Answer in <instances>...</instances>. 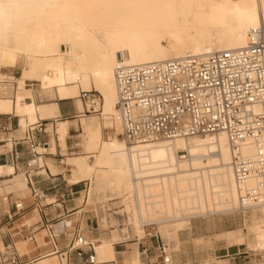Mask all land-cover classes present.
<instances>
[{"label":"bare ground","instance_id":"6f19581e","mask_svg":"<svg viewBox=\"0 0 264 264\" xmlns=\"http://www.w3.org/2000/svg\"><path fill=\"white\" fill-rule=\"evenodd\" d=\"M263 23L264 0H0V68L7 61L21 65L17 112L31 121L38 112L47 116V106L25 102L31 95L23 89L26 79L55 87L62 97H78L80 85L101 93L104 125L114 129L113 136L96 138L95 164L78 158L75 176L104 180L122 194L109 199L121 198V209H127L113 211L127 216L118 219L119 225L141 235L148 224L182 226L194 216L261 206V219L253 212L249 228L259 238L255 250L264 252V204L241 205L226 133L129 145L119 136L115 84L120 62L236 49L245 45L251 28ZM59 131L62 135L63 127ZM244 154L253 157L256 151L246 145ZM100 244V254L111 248L108 239Z\"/></svg>","mask_w":264,"mask_h":264},{"label":"crops","instance_id":"0c3cea01","mask_svg":"<svg viewBox=\"0 0 264 264\" xmlns=\"http://www.w3.org/2000/svg\"><path fill=\"white\" fill-rule=\"evenodd\" d=\"M16 65L7 61L0 68V264H13V258L18 264H165L162 245L167 246L173 264H205L218 258H229L232 264H248V251L240 244L229 245L224 239L212 244H194L196 239L224 232L213 228L203 230L191 221L187 235L179 233L178 250H171L176 244L166 242L158 226L155 231L145 229L142 236L124 239L119 233L111 235L110 250L100 254V242L106 237L101 238L98 217L87 208V203L93 198V190L101 191L102 183L95 177L93 181L88 177L76 178L74 162L78 158L95 157L96 138L101 142L105 138L104 121L88 115L79 97H62L57 88H43L38 79L25 80L23 89L31 95L24 100L36 107L47 106V116L38 112L36 120L31 121L29 116L19 114L17 94L23 90L17 80L21 70ZM22 120L26 121L25 125ZM39 122L43 130H34L32 137L41 160L32 167L30 182L25 180L26 163L35 153L31 151L32 141L26 128ZM50 125L57 128L50 131ZM60 127L64 129L62 135ZM88 181L91 187L85 198ZM34 190L40 193V198ZM15 203H21L22 208L17 210ZM78 234L92 242L94 248L84 246L82 254L72 249ZM92 254L96 256L94 263L89 261Z\"/></svg>","mask_w":264,"mask_h":264},{"label":"built area","instance_id":"2783aa9c","mask_svg":"<svg viewBox=\"0 0 264 264\" xmlns=\"http://www.w3.org/2000/svg\"><path fill=\"white\" fill-rule=\"evenodd\" d=\"M115 84L119 136L127 144L224 132L232 150L241 205L264 204V23L251 28L245 45L236 49L140 64L120 62L115 68ZM78 97L86 113L101 114L100 92L81 89ZM38 128L43 130V124L26 128L35 153L26 163L30 182L32 167L39 161L32 137ZM246 145L255 149V156L244 154ZM34 194L41 197L37 190ZM15 207L20 210L21 203ZM151 225H145L146 229ZM87 245L94 248L78 234L71 248L82 254ZM161 253L165 264H173L166 245ZM95 257L90 255L89 261L94 263ZM12 263L18 264L17 259Z\"/></svg>","mask_w":264,"mask_h":264},{"label":"rangeland","instance_id":"374dc122","mask_svg":"<svg viewBox=\"0 0 264 264\" xmlns=\"http://www.w3.org/2000/svg\"><path fill=\"white\" fill-rule=\"evenodd\" d=\"M167 42L168 41H163L164 44H167ZM63 49L65 50V46H63ZM16 66L21 70V65L20 66L16 65ZM80 89H84V87L80 85L79 90ZM87 114L91 116L95 115L97 120L101 122L104 121V116L102 114H98V113H87ZM53 129L54 127L50 125L49 130L53 131ZM103 129H104L103 136L105 138H107V136H109L114 132L113 128H103ZM80 138L82 139L81 136ZM60 142L62 143V140H60ZM183 154H187V152H184ZM94 159L95 157H91L90 159L91 161H89V163L95 164ZM101 183H102L101 191L97 192L93 190L92 191L93 198L91 199V201H88L87 203L88 204L87 208L94 210V214H96V216L98 217L97 226L100 227L101 238L106 237L105 239H108V237L111 235L116 236V233L121 234L124 239L125 237L131 238L132 236L144 235V233L140 235L139 233L136 232L135 229H133L132 231L127 230L126 226H128V224L126 223H125L126 226L119 225L120 220L118 219H122V218L125 219V217L127 216H124L123 214L122 215L117 214L114 216L112 213L114 210L121 209L122 208L120 207L121 204L123 205L125 204L120 202L121 198L115 200H109V199L113 197H118L122 194H118V190L115 189V187L112 186L111 184L105 182L104 180L101 181ZM90 187L91 185L89 182L86 191L84 192L85 198H87L89 194ZM217 199L218 196H216L215 201H218ZM208 200L209 203H211V195H209ZM262 209L263 208L261 206L256 208H246V209L233 208L227 211L210 212L202 216L191 218L190 219L191 223L195 222L199 224L203 230L213 228L224 232L220 235H215L213 237H208L206 239L204 238L196 239L194 240V244H212L215 240L224 239L226 240L227 244L229 245H234V243L240 244L241 246H243L244 249L248 251L246 253V255L248 256L246 259V261H248V264H264V252H259L255 250V246H254V244L259 242V238L255 236V234H253V232L249 228L250 225H252L254 222V217L252 213L256 212L258 213V215H260ZM125 210H127L126 207L118 212L123 213L125 212ZM186 213L187 212H184V214ZM258 219L259 220L261 219V215L259 216ZM128 223H132V221L129 219ZM165 224L166 223L159 226V230L162 232L159 233L163 235L162 237L169 244H176L175 247H173L171 250H178L180 244L179 233L182 231L184 234H186L191 224L189 226L186 223L181 226L177 224V222H171L166 225ZM148 229L151 231H155L158 230V226L154 224L151 225ZM113 230H116V232H112ZM237 237L238 239L234 240ZM205 264H232V261L229 258H218V259L207 260Z\"/></svg>","mask_w":264,"mask_h":264}]
</instances>
